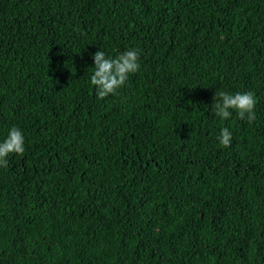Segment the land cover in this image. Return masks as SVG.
I'll list each match as a JSON object with an SVG mask.
<instances>
[{"label": "trees", "instance_id": "1", "mask_svg": "<svg viewBox=\"0 0 264 264\" xmlns=\"http://www.w3.org/2000/svg\"><path fill=\"white\" fill-rule=\"evenodd\" d=\"M129 48L99 100L92 56ZM218 90L255 121L216 117ZM14 126L0 264H264V0H0V142Z\"/></svg>", "mask_w": 264, "mask_h": 264}, {"label": "clouds", "instance_id": "2", "mask_svg": "<svg viewBox=\"0 0 264 264\" xmlns=\"http://www.w3.org/2000/svg\"><path fill=\"white\" fill-rule=\"evenodd\" d=\"M92 59L95 66L91 68L93 71L90 83L94 86L99 100L117 95L118 90L126 85L129 77L136 74L141 67L140 52L136 48H129L114 58L107 57L105 52L100 50L92 56ZM256 103V97L252 92L232 94L218 90L211 107L213 114L222 120H228L234 110L241 121L246 119L251 124L256 119ZM217 139L222 147L227 148L231 145L233 137L229 129L224 127ZM24 143L22 131L15 126L12 127L6 139L0 142V167L8 166L7 157L10 154L23 155Z\"/></svg>", "mask_w": 264, "mask_h": 264}]
</instances>
